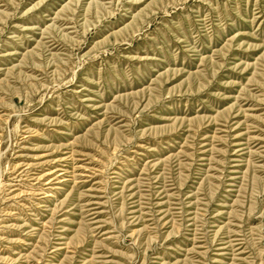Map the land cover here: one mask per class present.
<instances>
[{
    "label": "rangeland",
    "instance_id": "374dc122",
    "mask_svg": "<svg viewBox=\"0 0 264 264\" xmlns=\"http://www.w3.org/2000/svg\"><path fill=\"white\" fill-rule=\"evenodd\" d=\"M0 264H264V0H0Z\"/></svg>",
    "mask_w": 264,
    "mask_h": 264
}]
</instances>
